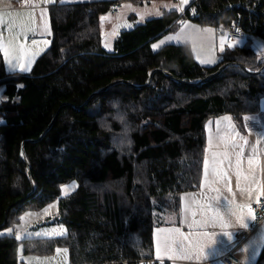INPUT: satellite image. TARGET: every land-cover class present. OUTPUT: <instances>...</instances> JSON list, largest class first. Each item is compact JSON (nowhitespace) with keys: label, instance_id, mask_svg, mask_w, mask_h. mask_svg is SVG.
I'll return each instance as SVG.
<instances>
[{"label":"trees","instance_id":"trees-1","mask_svg":"<svg viewBox=\"0 0 264 264\" xmlns=\"http://www.w3.org/2000/svg\"><path fill=\"white\" fill-rule=\"evenodd\" d=\"M59 1L49 8L50 48L29 73L9 72L0 50V264H18L19 241L2 232L54 203L50 225L66 235L25 240L26 255L66 249L69 264L152 258L155 229L179 212L182 194L200 188L207 124L260 111L264 0H192L184 14L120 33L110 52L100 18L120 1ZM189 20L220 32L239 24L245 43L213 67L189 45L152 50Z\"/></svg>","mask_w":264,"mask_h":264},{"label":"crops","instance_id":"crops-1","mask_svg":"<svg viewBox=\"0 0 264 264\" xmlns=\"http://www.w3.org/2000/svg\"><path fill=\"white\" fill-rule=\"evenodd\" d=\"M106 1H120L118 2L120 7L117 15L108 13L100 18L103 48L110 52L116 38L122 33L123 24L128 23L129 26L136 27L149 20L159 19L168 13L183 14L192 0H186V2L184 0H164L152 2L149 5H139L133 0H60L59 2L67 5ZM56 2L57 0H0V42H3L5 47H11L14 44L23 45L28 49V54L32 59L31 63H27L26 60L17 61L10 52L7 59L4 56L9 72L29 73L37 59L48 51L52 35L49 8ZM45 19L49 25L47 32L43 31ZM20 25L26 26L25 34L18 35ZM10 27L12 28L11 32H9ZM227 34V32H220L212 26L202 27L189 20L179 31L158 40L151 48L154 52H158L166 46L189 45L195 60L200 65L213 67L221 61V57L227 49L241 47L245 43L243 40L237 44ZM32 35L45 36L48 39L47 41L28 43L27 39ZM222 40L223 52L220 51ZM257 45L264 53V45L260 42H257ZM1 52L4 55L2 50ZM21 65H26L29 70L23 71ZM205 130L207 132V151L200 188L197 191L182 194L179 197V212L172 215L164 226L155 229L153 256L166 261L167 264H228L223 258L225 255L233 254L239 259V264H256L264 248V224L257 223L252 210L249 212V209L264 198V99L258 114L246 117L241 121H235L229 115L216 118L207 124ZM237 153H242L240 169L243 175L253 174L255 176L256 183L250 185V191L248 190L249 185L237 176ZM214 154H216L215 157ZM214 159L226 173V181L212 183L211 169ZM250 159L253 160L251 168L249 167ZM206 162L208 166L207 182L205 177ZM229 200H233L235 205L239 206L238 211L243 213L242 219L228 213ZM209 204L213 207L219 206V211L226 221L225 227L217 224L215 227L197 228L192 225V212L196 213L195 219L199 221L202 206ZM57 214L58 203L38 212H29L21 217L19 226L15 228L16 234L11 229L3 231L2 235L16 237L24 230L27 238L21 241L63 237L67 233L66 228H62L64 226L50 225ZM41 227L44 230L57 228V235L40 237ZM172 228L179 229L185 236L208 233L211 234V241L203 240L202 250L198 254H190L187 258L182 257L179 253L174 258L164 253L158 257L156 245L157 236L161 234L159 230ZM32 232H36L39 237L36 235L33 237ZM23 233L21 234L22 238L25 235ZM64 253L59 252L53 256L39 257L23 254L18 248V264H33L38 261L50 264H69V259L67 261V256Z\"/></svg>","mask_w":264,"mask_h":264},{"label":"snow or ice","instance_id":"snow-or-ice-1","mask_svg":"<svg viewBox=\"0 0 264 264\" xmlns=\"http://www.w3.org/2000/svg\"><path fill=\"white\" fill-rule=\"evenodd\" d=\"M186 2V0H184ZM42 15L44 13L42 12ZM20 33L18 35L25 34L26 26L20 25ZM49 28L48 21L45 19L44 25H43V31L47 32ZM31 30V29H28ZM12 31V28H9V32ZM0 50L4 52V56L7 59L9 56V53L11 52L17 61L19 60H26L27 63H31L32 59L28 54V49L24 47L23 45L14 44L11 47H5L3 42H0ZM221 52L224 51L223 47V40H222V46L220 49ZM34 55V53H33ZM21 68L23 71H28L29 69L26 67V65H21ZM243 139V138H241ZM246 143V141H245ZM216 154H214L215 157ZM242 153H237V160H236V169H237V176L246 182L247 185H249L248 190L250 191V185L253 183H256L255 176L253 174H250L249 176H244L240 169V157ZM253 164V160H249V167L251 168ZM212 183H216L219 181H226L227 176L226 173L219 167V163L216 162L214 159L212 169ZM207 176H208V166L207 162L205 163V177L207 182ZM229 191L231 189L229 188ZM242 191H245V189H242ZM229 207L227 209L228 213L231 215H236L237 217L241 218L243 217V213L241 211H238L239 206L235 205V202L233 200L228 201ZM187 211V209H186ZM251 209H249V212ZM196 213L192 212V220L191 223L193 226L197 228H207L209 226L215 227L217 224H219L221 227L226 226V221L224 219V216L219 211V206L213 207L211 204L207 206H202L201 209V219L197 221L195 219ZM187 219V216L185 217ZM159 232L160 235L157 236V245H156V252L157 256L159 257L161 253L167 254L170 257L174 258L177 253H179L182 257L187 258L192 253H199L202 248L203 240L211 241V234L208 233H197L196 235H189L185 236L183 233L179 231V229L172 228V229H160Z\"/></svg>","mask_w":264,"mask_h":264},{"label":"built area","instance_id":"built-area-1","mask_svg":"<svg viewBox=\"0 0 264 264\" xmlns=\"http://www.w3.org/2000/svg\"><path fill=\"white\" fill-rule=\"evenodd\" d=\"M119 7H120L119 4L116 2L111 9V14L117 15L119 13ZM225 32L228 33L227 35H229V37L233 41L240 42L243 41L244 39V32L239 24L231 25L230 28L225 30ZM47 39L48 38L45 36L32 35L28 37L27 41L28 43H36L41 41H47ZM251 210L255 217L256 222L264 224V198L260 199L258 202L253 204ZM16 232L17 231L14 228L13 233L16 234ZM223 260L228 264L240 263L239 259L236 258L233 254L225 255ZM88 264H98V263H88ZM102 264H167V262L153 256L152 258H148V259L118 260V261L105 262Z\"/></svg>","mask_w":264,"mask_h":264},{"label":"rangeland","instance_id":"rangeland-1","mask_svg":"<svg viewBox=\"0 0 264 264\" xmlns=\"http://www.w3.org/2000/svg\"><path fill=\"white\" fill-rule=\"evenodd\" d=\"M135 27V26H134ZM133 26H129L128 25V23H125V24H123V26H122V30H121V32H123V31H128V30H131V29H133L134 28ZM241 42H237V44H240ZM77 187V184H75V183H73V184H70V185H66V186H63L62 187V196H68L69 194H71V193H73V189L72 188H76ZM54 204H56L57 205V203H54ZM62 228H65V227H62ZM51 230H53V233H51ZM63 230V229H62ZM57 231H58V229L57 228H51V229H42V227L40 228V237H52V236H55V235H57L56 233H57ZM24 232V230H22V232L18 235V236H16V238H17V240L19 241V250H21V252L24 254V245H23V242L25 241H21V240H23V239H25V238H27V235L25 234V232ZM23 233V235H24V238H22V234ZM35 235H36V237H39V236H37L38 234L36 233V232H32V236L33 237H35ZM59 252H65L64 254L67 256V261H68V259H69V257H68V253H67V251H66V249H59L58 250V252L56 253V254H59ZM38 259H40V258H38ZM43 259V258H42ZM65 259V258H64ZM33 264H50V263H43L42 261H38V262H34Z\"/></svg>","mask_w":264,"mask_h":264},{"label":"water","instance_id":"water-1","mask_svg":"<svg viewBox=\"0 0 264 264\" xmlns=\"http://www.w3.org/2000/svg\"><path fill=\"white\" fill-rule=\"evenodd\" d=\"M231 65H233V64L226 63V64L222 65V66L219 68V70H218V72H217L216 74H214L213 76L209 77L208 79H206V80H204V81H202V82H200V83H198V84H196V85H197V86H199V85H203L204 83L213 80L214 78H216L217 76H219V74H220L224 69H226L227 67H229V66H231ZM242 67H243V66H242ZM243 68H244V67H243ZM261 72H264V70H262ZM152 76H153V73L150 75V78H149L148 84L151 83ZM175 79H176V78H175ZM180 82H181V81H180ZM181 83H183V82H181ZM113 85H114V83H113L112 85H110L109 87H111V86H113ZM109 87H107V88H105L104 90H102L101 93L107 91V89H108ZM86 104H87V103H86ZM48 129H49V128H48ZM48 129L44 132L43 136L48 132ZM41 137H42V136H41ZM40 139H41V138H40ZM23 151H24V148H23Z\"/></svg>","mask_w":264,"mask_h":264}]
</instances>
